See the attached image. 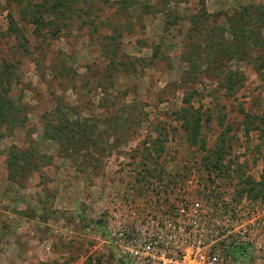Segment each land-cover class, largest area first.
Returning a JSON list of instances; mask_svg holds the SVG:
<instances>
[{
    "label": "rangeland",
    "instance_id": "374dc122",
    "mask_svg": "<svg viewBox=\"0 0 264 264\" xmlns=\"http://www.w3.org/2000/svg\"><path fill=\"white\" fill-rule=\"evenodd\" d=\"M261 6L0 0V264H127L118 226L209 187L264 213Z\"/></svg>",
    "mask_w": 264,
    "mask_h": 264
},
{
    "label": "built area",
    "instance_id": "2783aa9c",
    "mask_svg": "<svg viewBox=\"0 0 264 264\" xmlns=\"http://www.w3.org/2000/svg\"><path fill=\"white\" fill-rule=\"evenodd\" d=\"M158 201L159 213L145 212L114 231L124 263L260 264L264 213L248 208L249 201L236 204L211 187L198 198Z\"/></svg>",
    "mask_w": 264,
    "mask_h": 264
},
{
    "label": "trees",
    "instance_id": "16d2710c",
    "mask_svg": "<svg viewBox=\"0 0 264 264\" xmlns=\"http://www.w3.org/2000/svg\"><path fill=\"white\" fill-rule=\"evenodd\" d=\"M64 0H62L63 2ZM67 1V0H66ZM68 2H66L64 4L67 5ZM60 5H63V3H60ZM246 10V9H243ZM256 10V16L260 18V20L264 21V6L258 7L255 9ZM251 11V8L249 9V11L246 14V17L249 19V12ZM251 19V18H250ZM249 19V21H250ZM37 21V20H36ZM251 25L258 28V25L255 22H248L247 27H249ZM259 27H264V23L263 24H259ZM249 35L248 33L246 34V36ZM248 36L246 37V40L248 41ZM236 40V39H235ZM9 83V79L5 76V75H1L0 76V92L2 93V96H0V118H7L8 113H10V111L13 113V105L10 101H8L6 98H4V95L6 94V92H8V85ZM6 86V87H5ZM15 155V154H14ZM17 159V158H16ZM16 159L11 160L10 165H12L13 163H15ZM252 190V189H251ZM243 191H241L242 193Z\"/></svg>",
    "mask_w": 264,
    "mask_h": 264
}]
</instances>
